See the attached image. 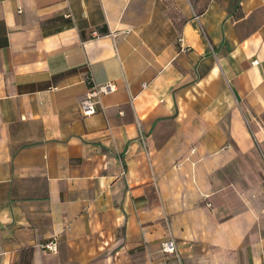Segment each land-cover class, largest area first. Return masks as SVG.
I'll use <instances>...</instances> for the list:
<instances>
[{"label":"crops","instance_id":"0c3cea01","mask_svg":"<svg viewBox=\"0 0 264 264\" xmlns=\"http://www.w3.org/2000/svg\"><path fill=\"white\" fill-rule=\"evenodd\" d=\"M0 264H264V0H0Z\"/></svg>","mask_w":264,"mask_h":264},{"label":"built area","instance_id":"2783aa9c","mask_svg":"<svg viewBox=\"0 0 264 264\" xmlns=\"http://www.w3.org/2000/svg\"><path fill=\"white\" fill-rule=\"evenodd\" d=\"M257 60H254L252 63H257ZM90 81V80H89ZM115 86L112 82H105L104 84H94L90 81V87L85 93V97L80 101L79 106L82 110V114L88 116L97 111V105L100 102V97L106 92L113 91ZM43 249L46 251H54L56 249V244L54 241L50 240L43 243ZM177 250V242L172 237H168L161 242V251L164 253H175Z\"/></svg>","mask_w":264,"mask_h":264}]
</instances>
